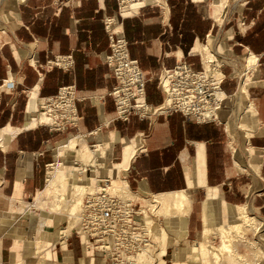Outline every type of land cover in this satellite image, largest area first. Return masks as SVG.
<instances>
[{"label":"crops","instance_id":"1","mask_svg":"<svg viewBox=\"0 0 264 264\" xmlns=\"http://www.w3.org/2000/svg\"><path fill=\"white\" fill-rule=\"evenodd\" d=\"M227 1L124 0L120 14L118 0H0V130L22 127L31 91L46 97L55 95L59 87L73 85L75 107L82 115L78 132L83 136L79 141L90 150L97 145V155L100 149L104 152L97 159L98 165L103 164L102 170L88 166L83 183L87 184L97 171L98 178L107 176L111 182L113 178L123 179L137 202L149 195L185 191L192 200L191 209L193 203L206 197L205 185L222 198L219 205L212 203L210 217L233 222L236 209L231 206H246L241 204L242 187L247 184L242 174L256 168V179L262 181L259 179L255 189L251 181L246 192L247 196L260 192L254 197V210L264 216V0H241L234 12L228 10ZM106 18H112L121 28L129 57L149 79L145 101L153 106L163 101L156 81L160 72L171 69L180 59L200 70L204 47L212 45L214 39L219 38L225 50L234 55L252 53L257 60L254 83L244 98L250 97L244 111L252 107L256 118L244 128L253 148L254 167L236 165L228 129L221 121L197 122L179 112L148 119L136 115L114 119L115 103L108 93L116 80L104 61L110 52L103 25ZM53 55H71L72 67L45 68V61ZM222 86L230 93L233 82L223 79ZM74 135L71 127L49 131L36 126L1 136L0 264L28 258L35 259L32 264H88L91 253L77 235L70 232L56 239L55 233L50 240L52 233L47 231L41 237V249L28 251L22 237L21 214L12 221L1 220L12 200L25 201L42 192L48 170L45 165L54 163L58 145ZM70 157L71 153L61 157L66 167L80 164L71 162ZM190 217L191 211L188 240L193 233ZM51 221L46 227L56 230L59 224ZM150 224L156 236L158 226L152 218ZM172 239L169 247L176 249L172 264H183L177 254L183 247L181 242L176 244L171 237L164 247ZM165 254L167 249L162 259ZM97 261L93 258L89 264H104Z\"/></svg>","mask_w":264,"mask_h":264},{"label":"bare ground","instance_id":"2","mask_svg":"<svg viewBox=\"0 0 264 264\" xmlns=\"http://www.w3.org/2000/svg\"><path fill=\"white\" fill-rule=\"evenodd\" d=\"M124 0H122L123 2ZM220 51H226V46L223 44L220 45ZM211 45L204 47L203 55V67L205 71L212 73L215 76L221 77V72L216 68L217 65L214 61H217L214 57L215 51H211ZM228 52V50H227ZM255 57L252 53H246L242 56L238 74H241V77L238 81V84L235 88L234 93L231 96H236L237 99L246 97L247 90L250 85L254 83V71H255ZM217 95L220 99H230L231 96L224 93L222 89L217 92ZM40 102V97L37 96L35 91H31L27 97L24 108V123L22 127L15 130L8 128H3L0 130V135H14L22 130L32 129L42 123H48L49 119L42 110L38 109V104ZM240 120L243 117L246 124H250L252 121H255V111L252 107H249L244 111L243 116H239ZM217 118L221 121V118H225L223 110L217 113ZM239 118L235 117L234 123H230L227 126L228 131L232 132L238 128ZM75 135L69 140L60 143L57 147L54 163L49 164V168L46 174V181L44 183L43 192L45 197L51 195L53 197V202H47V200L40 193L39 195L33 198L31 203H27L23 200H12L9 205L8 210L1 217L2 222L12 221L15 216L22 214L23 212H28V224H29V239H27V248H33L35 244L37 248L40 244H43L42 236H45L48 233L45 230L41 231L43 226H48L49 221L54 216L55 213L62 214V210H65L64 218L66 220V225L62 229H58L56 232V239H61L66 237L71 231L76 229L79 226V222L82 220V211H83V198L87 192L95 190V183L98 179V171L95 175H91L87 184L83 185V174L88 171V166L92 165L96 169L102 170V166L98 165L104 152L100 149L99 154L97 155V148L88 149L86 145L80 143L81 137ZM243 141L242 148L244 153H246V167L251 166L253 163V148L249 145L248 142V132L247 130L243 131ZM87 155L85 156V154ZM233 152L236 154V149H233ZM67 153H71L69 158L72 162H79L80 164L76 166H69L68 168L64 165L61 157H65ZM65 159V158H64ZM238 159L235 163L240 165L241 157L238 156ZM67 160V159H66ZM126 158L124 159V161ZM255 160V157H254ZM68 161V160H67ZM97 165V166H96ZM240 167V166H239ZM242 167V168H241ZM241 171H245L246 168L241 166ZM91 168V167H90ZM104 168V167H103ZM200 168V167H199ZM93 169V168H92ZM198 169V168H197ZM252 179H253V188H257V179L259 171L254 168L252 170ZM112 179V178H111ZM199 183L203 184L202 177L199 175ZM112 187L120 192L124 197H135V195L129 191L126 182L123 179L113 178ZM206 188V197L200 201V216L199 220L201 223V230L199 231V240L189 241L187 239V221L188 216L191 211L192 200L188 193L185 191H175L164 194H154L143 197L144 203L153 209L147 210V213H155L163 216V227L159 228L156 231L157 242L161 238L162 230L167 229L169 236L175 238V243H184L186 244L185 253L182 255L184 260L183 264H250L247 262L248 255L252 254L257 258L256 252L249 250V242L251 239V233L253 234L257 228L258 222L256 217L253 216V212H248L245 206L234 205L231 206L232 210L236 209V214L233 216V222H224L219 219L211 218L209 213L213 211V204L219 205L222 202V198L218 196L213 190H210L207 186ZM72 192L71 197L74 199L70 200L67 197V192ZM136 198V197H135ZM213 203V204H212ZM155 207V209H154ZM63 208V209H62ZM143 207H141L140 213L143 215L147 224L151 227V217H147L143 212ZM157 209V210H156ZM43 211L45 213L39 218L36 216L35 211ZM156 211V212H155ZM152 216V215H151ZM155 216V215H154ZM27 217V216H26ZM214 221L215 225L212 227L211 222ZM247 228V229H246ZM152 229V228H151ZM247 230L249 232H247ZM153 231V230H152ZM160 235V236H159ZM42 237V238H41ZM198 239V238H197ZM218 241L217 244H213V241ZM156 242V241H155ZM156 242V258L149 254L141 253L137 256H129L131 264H159L164 253L163 244ZM241 245L245 247L242 251L238 249V246ZM251 247V246H250ZM92 257V255H91ZM89 258V261H93V258ZM177 259V257H176ZM31 259H21L17 262H12L11 264H30ZM86 261V260H85ZM254 259L251 260L255 264ZM85 264V263H84Z\"/></svg>","mask_w":264,"mask_h":264},{"label":"built area","instance_id":"3","mask_svg":"<svg viewBox=\"0 0 264 264\" xmlns=\"http://www.w3.org/2000/svg\"><path fill=\"white\" fill-rule=\"evenodd\" d=\"M121 2L118 0L120 14ZM103 25L110 47L104 61L116 80L108 93L114 99L115 120H126L130 115L148 119L179 112L197 122L219 121L217 113L225 102L217 95L225 78L221 72L222 63L216 66L222 73L221 77L205 71L203 65L200 70H194L184 59L176 62L171 69L162 70L156 81L163 101L153 106L145 101V83L149 79L140 70L137 61L129 57L121 28L112 18L104 19ZM72 64L71 55H53L45 61L44 67L68 69ZM75 101L73 85L59 87L55 95L40 97L38 109L45 113L49 122L38 126H45L49 131H63L71 127L75 129V136L82 137L78 132L82 115L77 111ZM91 148L94 149L95 144ZM48 166L46 164L45 169ZM141 207L135 197H124L113 189L109 177H100L95 183V190L85 194L82 220L71 233L77 235L92 257L99 254L109 264H131L129 256L141 253L154 259L156 242L151 227L140 213ZM154 223L162 224L160 217Z\"/></svg>","mask_w":264,"mask_h":264},{"label":"rangeland","instance_id":"4","mask_svg":"<svg viewBox=\"0 0 264 264\" xmlns=\"http://www.w3.org/2000/svg\"><path fill=\"white\" fill-rule=\"evenodd\" d=\"M223 1L225 2L226 0H223ZM240 1L241 0H228L227 3H226L228 10L230 12H234L235 8L237 7V5H238V3ZM220 45H221L220 39L219 38L214 39L213 44L211 45V49H212L211 51H215L214 57H215V59L217 58L216 59L217 61H214V62L216 64H219V63L223 64L221 72L225 75L224 79L229 78V80H231L233 82V89H232V91L230 93H228V92H226L224 90L227 95L231 96L234 93L235 88H236V86L238 84V81H239V79L241 77V74H238V71L241 69L240 62H241L242 56L245 55V53L241 52L239 54H235L234 55V54H232L230 52H227V51L221 52L220 49H219ZM221 88L225 89V87L222 86V84H221ZM244 98L245 97L241 96L240 99H237L236 96H231L230 99H228V100L225 99V102L223 103V106L221 108V111L223 110V112H224L225 118H221V123L222 124L224 123V125L226 124L225 126L227 127L228 124L235 122V121H233L235 119V117L239 118V120L236 121V124L238 123V125H237L238 128H236L232 132L228 131L229 132L228 136L230 138V144L232 145L233 157L235 158V160H236V158H237V160H239L238 156L240 155V157H241V160H240L241 164L240 165H245L246 166V164H247L246 163V153H244L243 148H242V141L244 139L243 138V131L246 130V129L244 128L245 127L244 126L245 125L244 118L242 117L241 120H240L239 116L243 115L244 108H245L244 104L248 100V98H250V97L248 96L246 99H244ZM217 123H220V122H217ZM1 136L2 135H0V138H1ZM233 149H236V154L233 152ZM252 153H254V152L252 151ZM252 163H253L252 165L254 167V164L256 163V160L254 161V159H253ZM65 166H67V165H65ZM72 166H76V165H72ZM253 167H251V169ZM247 170L246 171L250 175V179H249L248 174H245V173L242 174V175H244V177H246L247 184H245V186L242 187V191L243 192H242V203L241 204H244V203L246 204V206H245L246 210L249 213L253 212L252 215L256 217V220L258 222L256 230L254 231L253 234L251 233V235H250L251 239H250V242H249V250H252L253 252H256V254H258V255H257V258H256L252 254H249L247 262L250 263V264H253L251 262V260L254 259V260H256L255 264H264V216H262L258 210L257 211L254 210V208H255L254 197L257 196V193L259 194L260 192L253 193L252 196H250V195L247 196V192L246 191H247V188L249 189L248 185L251 184V181L253 182V179H252V176H253L252 174L253 173H252V171L249 172L250 169H247ZM259 179L260 178H258V181H259ZM258 181H257V184H258ZM260 181H262V179H260ZM83 185H85V183H83ZM42 192H41L42 196L47 200V202H50V204H51L53 202V197L49 194V195H47V198H46L45 197L46 196L45 193H42ZM71 195H72L71 191L67 192V197L70 198V200L74 199V197H71ZM34 197L35 196H33V197L29 198V199H26L25 202L31 203L33 201ZM148 197L150 198V196H148ZM140 203L143 205V209L142 210H143L144 214H146L148 218L150 216L152 218L153 222H154V220H156L159 217H160L161 221H163V216H161L159 214H155V213L151 214V212L147 213V210L153 209V208H149L144 203V200L140 201ZM154 209H155V207H154ZM199 212H200L199 203H193L192 209H191V217H190L191 218L190 228H192L193 233L190 234V236H189V240L190 241L191 240H195V239L199 240L198 235H199V231L201 230V223L199 222ZM27 213L28 212H23L20 215V219H21L20 221H22L23 228H24L23 232H22V237H23V239H25L26 247L28 245L27 244V239H29L28 237H26V235H27V233L29 231V224H28V220L29 219H28V214ZM35 213H36V216L38 218H39V216H42V215L45 214V213H43V211H39V210L35 211ZM262 214H264V213H262ZM64 215H65V210H62V214L55 213L54 216L51 218L52 221H54L55 224H57V223L59 224L58 227H56L57 228L56 230H55L54 227L52 228V227L43 226L41 228V231L45 230V231H49V232L52 233L50 240L54 237V234L57 232L58 229H62L66 225V220L64 218ZM211 224H212V227H214L215 224H213L212 222H211ZM157 226H158L157 227L158 229L159 228H161V229L164 228L163 227V223L160 224V225H157ZM247 232H249V231L247 230ZM73 234H75V233H73ZM162 234L163 235L161 236V238H159L158 242H157V238H156L154 232H153V236H154L153 238H154V241H156L157 243L163 244V247H164L166 239H170L171 236H169V234L167 233V229L162 230ZM173 241L174 240L172 239L169 242V244L167 245V247L166 248L164 247V250L167 249V254H165V257H163L162 261H159L157 263H159V264H172V260L174 258L173 253H175L176 249L173 250V248L169 247V246L171 245V243H173ZM217 243H218L217 240H215V242L213 241V244H217ZM181 245H183V247H180L178 249L177 254H178L179 259L183 260L182 259L183 258L182 255L185 253V249L187 247H186V244H184V243H182ZM168 247H169V249H168ZM33 248L35 250L41 249V248H37V246L35 244L33 245ZM238 249L242 251L243 249H245V247L239 245ZM30 250L31 249L29 248L28 251H30ZM33 255L37 256L34 253H33ZM93 258L96 261L98 259L99 260H103L102 257L99 254H94ZM31 260H35V259L32 258ZM103 262H104V264H109L107 260H103ZM183 262H184V260H183ZM32 263L33 262L31 261L30 264H32Z\"/></svg>","mask_w":264,"mask_h":264}]
</instances>
